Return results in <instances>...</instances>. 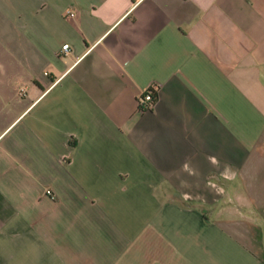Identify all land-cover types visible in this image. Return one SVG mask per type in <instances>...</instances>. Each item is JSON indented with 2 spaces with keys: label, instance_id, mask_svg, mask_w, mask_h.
Returning <instances> with one entry per match:
<instances>
[{
  "label": "crops",
  "instance_id": "crops-1",
  "mask_svg": "<svg viewBox=\"0 0 264 264\" xmlns=\"http://www.w3.org/2000/svg\"><path fill=\"white\" fill-rule=\"evenodd\" d=\"M0 264H264V0H0Z\"/></svg>",
  "mask_w": 264,
  "mask_h": 264
},
{
  "label": "built area",
  "instance_id": "built-area-1",
  "mask_svg": "<svg viewBox=\"0 0 264 264\" xmlns=\"http://www.w3.org/2000/svg\"><path fill=\"white\" fill-rule=\"evenodd\" d=\"M72 15V13H70ZM69 51V44L64 43L61 47V53H67ZM159 88L156 84H151L138 98L139 109L149 110L153 109L157 100H158ZM47 193L50 194V191L47 190Z\"/></svg>",
  "mask_w": 264,
  "mask_h": 264
}]
</instances>
